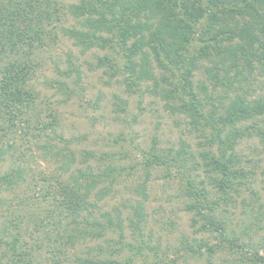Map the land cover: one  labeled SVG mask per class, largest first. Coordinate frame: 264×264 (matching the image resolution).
<instances>
[{
    "label": "rangeland",
    "instance_id": "374dc122",
    "mask_svg": "<svg viewBox=\"0 0 264 264\" xmlns=\"http://www.w3.org/2000/svg\"><path fill=\"white\" fill-rule=\"evenodd\" d=\"M56 1L64 6L61 20L56 28L47 26L56 38L45 37V44L36 42L30 53L33 70L29 84L38 93L36 106L23 109L21 118L29 121L19 122L17 132L8 134L14 144L0 162V174L16 165L24 170L22 181L0 190V255L7 247L3 243L13 242L17 249L29 252L31 264L38 256L43 264H86L88 258L115 260L117 264H264V115L237 125L245 126L250 134L238 138L234 153L252 177L244 178L245 185L237 186L236 192L228 191L230 202L220 201L219 207L211 210L225 235L238 242L229 247L222 234L217 237L220 232H200L203 219L188 209L189 204L201 200L186 191V181L192 182L194 192L204 189L209 197L216 195L215 174L204 157L206 150L217 155L216 143H207L210 130L205 136L190 127L183 114L165 107L153 80H135L134 86H128V72L122 71L123 58L116 47L94 44L84 48L74 43L60 28L78 21L64 12L67 4L77 0ZM202 20L206 27L209 20ZM213 23L212 32L222 27ZM202 29L196 35L203 33ZM226 35H219L224 44ZM208 36L205 33V38ZM19 43L15 52L8 44H0V77H10L9 66L24 61ZM105 54L120 68L117 73L98 63ZM70 62L78 68L79 76L74 70L65 74ZM200 62L190 81L198 97L207 100L206 110L212 105L224 114L220 104L236 94L250 100L264 96V65L259 62L253 82L240 88L233 84L229 89L215 86L209 78L206 69L210 60ZM154 72L160 78L162 72ZM173 78L176 82L180 77L176 73ZM59 81L66 83L67 92ZM38 108L43 121L50 120L49 109L54 112L53 130L35 129ZM152 143L155 149H151ZM65 146L73 152V159L61 174L62 162L69 156ZM55 151L59 153L54 155ZM88 172L99 180L85 196L93 206L74 214L55 199V178L81 193L85 189L72 185V178L84 186L91 180L82 177ZM93 221L100 225L94 226ZM118 221L120 229L115 225ZM97 231H103L102 235H89ZM67 233L70 237L62 235ZM70 238L73 241H68ZM201 242H207L206 247L198 245ZM209 246L214 249L208 252ZM6 258L2 257L1 264H9Z\"/></svg>",
    "mask_w": 264,
    "mask_h": 264
},
{
    "label": "trees",
    "instance_id": "16d2710c",
    "mask_svg": "<svg viewBox=\"0 0 264 264\" xmlns=\"http://www.w3.org/2000/svg\"><path fill=\"white\" fill-rule=\"evenodd\" d=\"M63 7L56 0H0V44H8L10 50L15 52L18 48L16 43L20 42L19 49L23 50L24 58L19 66H9L10 77H0V162L10 153L14 144L13 140H9L8 134L17 132L16 126L19 122L29 121L28 118H21L23 109L27 111L36 106L38 93L36 94L29 84V73L33 70L29 63L32 47L36 42L45 44V37L52 40L56 38L55 33L47 26L56 28L61 20ZM66 11L78 21L60 29L64 34L73 37L74 43L84 48L94 44L116 47L123 58L122 71L128 72L125 76L128 86H134L135 80H153V88L158 90L160 98L165 101V107L172 113L183 114L188 118V125L205 136L209 135L206 131L210 130L207 143H216L217 155L206 150L204 157L215 174L213 182L216 195L209 197L204 189L198 193L192 191V182L188 180L185 183L186 191L189 194L194 193L201 200L189 204L188 209L193 210L200 220L203 219L200 232H220L217 237L222 234V240L227 242L229 247L237 246L235 238L225 235L222 224L214 219L211 210L219 207L220 201L230 202L228 191L236 192L237 186L245 185L244 178L252 177L253 173L240 166V161L234 153L238 138L250 134L245 126L237 125L242 120L264 115V96L250 100L245 95L236 94L233 98H227L226 104L219 102L225 111L221 114L217 113L218 110L212 105L206 110L207 100L198 97L190 78L193 72L199 69L200 61L208 59L212 64L206 72L209 78L214 80L215 86L219 84L224 89H229L233 84H237L240 88L244 83L253 82L256 63L264 65V0H77L67 4L64 9V12ZM203 18L209 20L206 27L202 24ZM213 22L222 27L212 32ZM199 24L201 25L198 26ZM199 28H203L204 32L196 35ZM101 33L109 35L102 36ZM205 33L210 36L205 38ZM224 33L227 34V44L223 43L225 39L219 37ZM22 45L27 49H23ZM112 59L105 54L98 58V63L113 68L117 73L120 68L111 62ZM154 69L162 72L160 78ZM73 70L79 76L78 68L73 65L65 74L70 75ZM115 72L112 71L111 74ZM176 73L180 78L174 82ZM59 84L67 92L66 83L59 81ZM37 111L34 118L35 129L50 127L53 130V122H56L54 112L49 109L47 114L51 118L43 121L39 117L40 108ZM227 126L229 128H226ZM65 149L69 156L68 160L62 162L65 167L61 168V174L68 169V161L73 159V152L67 146ZM151 149H155L154 143ZM58 153L55 151L54 155ZM64 157H67L66 154ZM153 157L157 159L156 155ZM23 175L21 166L10 167L7 172L0 174V190L22 181ZM80 175L82 176V173ZM82 177H91V180L83 186L72 178V185L76 183L78 190L85 189V192L81 193L72 191L69 184L65 185L55 178L58 185L55 191L58 196L55 199H59L74 214H80L89 206H93L85 196L90 191L89 188L99 181L91 172ZM205 210H208L207 213ZM136 215L141 216V212H136ZM108 222L112 224L111 220ZM91 223L94 226L100 225L97 221ZM115 225L120 229L119 221L115 222ZM76 231L79 232L78 229ZM102 232L97 231L89 235L94 238L102 235ZM84 233L87 232L84 230ZM44 234L46 236V233ZM67 234L62 235L70 237V234ZM68 241L73 240L70 238ZM3 244L7 247L0 255V264L2 257H8L6 260L9 264L32 263L29 252L17 249L13 242ZM198 245L206 247L207 242ZM243 246L240 245V248ZM207 249L209 252L214 247L209 246ZM40 260L42 259L38 256L34 264H43ZM85 262L117 264L115 260L99 258H88Z\"/></svg>",
    "mask_w": 264,
    "mask_h": 264
}]
</instances>
